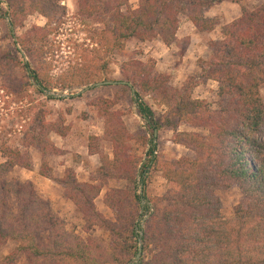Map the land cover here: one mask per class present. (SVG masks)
I'll return each instance as SVG.
<instances>
[{
    "label": "trees",
    "instance_id": "obj_1",
    "mask_svg": "<svg viewBox=\"0 0 264 264\" xmlns=\"http://www.w3.org/2000/svg\"><path fill=\"white\" fill-rule=\"evenodd\" d=\"M63 1L0 2V18L9 19L17 55H21L20 47L31 59L22 62L0 47L1 91L19 96L21 102L33 99L32 91L55 100L50 95L55 90L126 82L117 87L132 93L148 133L135 139L127 132L121 116L113 111L120 96L113 101L98 98L91 105L104 120V137H91L88 146L89 153L100 159L96 178L81 183L73 170H67L64 178L55 179L45 160L39 170L40 176L63 189L65 199L82 215L84 231L89 233L95 227L106 230L109 243L67 231L51 202L33 184L10 178L16 168L30 171L32 157L0 146L4 159L0 164V248L9 241L18 244L0 264H19L21 256L25 264H264V2L248 10L243 3L250 0H141L134 10L129 0H76V16L89 34L91 48L79 51L77 62L54 76L56 49H61L52 38L59 35L66 16ZM225 2L241 6V16L222 28V39L210 43V60L201 62V79L217 83L219 97L227 100L217 109L193 99L195 84L173 88L170 78L157 71L153 59L124 62L120 66L122 79L110 78L113 58L125 56L129 41L160 40L170 47L177 42L182 17L200 34H210L218 22L206 12ZM36 14L46 20L45 26H34L17 36L26 19ZM12 70H22L23 75L20 82L9 85L5 79ZM147 96L166 107L161 120ZM40 106L31 100L23 109L22 116L32 121L22 132L23 147L38 149L43 158L61 155L49 136L65 138L68 129L63 119L47 122V113ZM181 124L200 132H179ZM162 130L174 132L172 142L194 156L161 161L154 142L155 134ZM103 142L112 144L113 159L102 150ZM159 173L168 190L162 198L148 197L147 187ZM111 181L125 182L123 188L108 190L104 199L114 220L105 218L95 205ZM233 187L242 192L245 202L236 207L232 220H226L215 193ZM151 208L153 213L141 229L142 212L150 213ZM141 230L143 252L135 262Z\"/></svg>",
    "mask_w": 264,
    "mask_h": 264
},
{
    "label": "rangeland",
    "instance_id": "obj_2",
    "mask_svg": "<svg viewBox=\"0 0 264 264\" xmlns=\"http://www.w3.org/2000/svg\"><path fill=\"white\" fill-rule=\"evenodd\" d=\"M129 1L131 8L135 10L141 0ZM263 2L264 0H250L243 3V5L248 10H254ZM62 6L66 8V16L62 19L63 24L59 30V35L56 38H52L57 43L56 46L61 49V51L58 48L56 49L58 56L56 58L57 62L53 63L52 75L54 76L58 75L63 69H67L69 65L76 63L79 51L91 48L89 34L76 16V0H64ZM3 7L6 9L5 4H3ZM241 12V6L232 2H225L210 8L206 12V16L218 22L216 30L210 34H200L187 18L182 17L177 34V42L170 47H166L160 40L144 43L138 40L129 41L126 45L125 56H115L113 58L111 65L113 74L110 78L113 81L122 79L120 66L124 62L130 60L147 62L153 59L157 71L170 78V84L173 88L180 90L189 84H195L197 86L192 90L193 99L206 101L214 109H217L219 104L226 103L227 100L219 97L217 83L212 81L204 82L201 79V62L210 60L213 53L210 43L219 42L222 39V28L238 19L241 16ZM8 23L9 19L0 18V47L15 55L22 62H31V59L24 54L20 47H17V49H19L21 55H17L16 47L13 44L15 40L10 37ZM45 24L46 20L42 16L38 14L29 16L24 22V28L18 29L16 35L21 36L32 27H43ZM32 65L35 68L36 64L34 62ZM22 75V70H12L9 77L6 76L5 82L8 81L9 85L12 81L17 84L20 82ZM88 87L66 91L55 90L51 93L55 100H47L45 96L31 92L33 95L31 100L35 101L37 106L41 104L40 107L46 111L47 122L60 123L61 119H63V126L68 129V135L65 138L55 134L49 136V141L61 151V155H45L47 156L45 158H43L38 149L23 147L25 136L22 132L32 121L29 122L22 115H24L23 111L26 110L24 109L25 106L29 105L31 100L21 102V100H18L19 96L13 97L11 94L3 93L0 89V146L4 145L12 149H19L23 154H29L32 157L33 168L30 171L16 168L10 174V178H17L21 182L33 184L38 193L51 202L54 212L65 223L67 231L84 239L89 237L100 238L109 243L110 234L106 230L95 227L89 233H86L82 215L71 201L65 199L63 189L57 183L43 178L39 174L43 160H45L48 167L52 170L50 174L55 179L64 178L67 170H73L77 181L81 183H90L92 179L96 178L97 171L101 166L100 159L98 156L89 153L88 146L91 137L101 139L104 137V120L99 115L97 108L91 105L98 98L113 101L117 96H120L121 100L113 108V111L119 113L127 132L135 139L148 133L145 123L137 114L131 92L124 93L117 86H102L91 88L82 93V90ZM261 96L264 104V88L261 89ZM146 101L155 112L156 118L161 120L166 113V107L156 104L151 96H147ZM33 115L31 114V118ZM178 131L200 132V130L184 124L180 125ZM173 135L174 132L169 130H162L157 134L154 142L157 147V157L161 161L192 158L194 153L191 150L175 145L172 142ZM261 136L264 137V130ZM150 147L151 145L148 146L145 152ZM101 148H103L102 150L110 159H113L112 144L103 142ZM145 160L146 158H144ZM3 162L4 160L0 154V164ZM98 185L101 184L99 183ZM124 185L125 182H109L95 201L98 211L105 218L114 220L112 211L104 204L107 191L113 188H123ZM167 190L168 183L162 174L159 173L155 175L152 183L147 187V195L151 198H162ZM215 194L222 203L221 212L223 218L232 220L236 207L245 202L242 192L237 187H233L229 190L220 189ZM142 213L145 217L140 222L141 229L144 228L145 221L153 213V208H151L150 213ZM17 246V243L9 241L4 247L0 248V260L12 253ZM18 263L25 264L22 256L19 257Z\"/></svg>",
    "mask_w": 264,
    "mask_h": 264
},
{
    "label": "water",
    "instance_id": "obj_3",
    "mask_svg": "<svg viewBox=\"0 0 264 264\" xmlns=\"http://www.w3.org/2000/svg\"><path fill=\"white\" fill-rule=\"evenodd\" d=\"M126 82H103V83H98L95 85H92L88 88H85L84 90H82V93L86 92L87 90L91 89V88H97V87H102V86H117V85H126ZM134 92V90H132ZM51 95V93H50ZM157 136V133L155 134V137ZM140 194L142 195V190L140 192ZM142 205H145V202L142 201ZM142 237H143V231H139V250H138V254L135 258V262H139L142 256V252H143V248H142Z\"/></svg>",
    "mask_w": 264,
    "mask_h": 264
},
{
    "label": "crops",
    "instance_id": "obj_4",
    "mask_svg": "<svg viewBox=\"0 0 264 264\" xmlns=\"http://www.w3.org/2000/svg\"><path fill=\"white\" fill-rule=\"evenodd\" d=\"M4 160V159H3ZM11 254V253H10Z\"/></svg>",
    "mask_w": 264,
    "mask_h": 264
}]
</instances>
